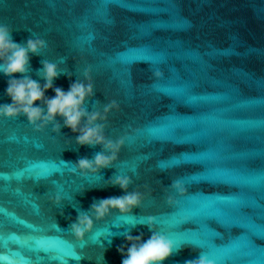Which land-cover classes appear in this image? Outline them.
<instances>
[{
	"label": "water",
	"instance_id": "95a60500",
	"mask_svg": "<svg viewBox=\"0 0 264 264\" xmlns=\"http://www.w3.org/2000/svg\"><path fill=\"white\" fill-rule=\"evenodd\" d=\"M0 23L16 43H48L30 59L41 85L43 60L66 71L54 81L65 91L91 67L86 107L116 100L106 135L128 137L112 168L85 175L76 162L101 146L77 145L67 127L37 132L26 116L0 119V264H122L124 235L148 239L149 215L177 245L165 264L201 252L216 264H264V0H0ZM8 79L0 73V105L12 103ZM115 175L132 177L142 207L96 221L81 244L71 224L125 194L108 186ZM178 179L188 195L171 188Z\"/></svg>",
	"mask_w": 264,
	"mask_h": 264
},
{
	"label": "clouds",
	"instance_id": "9594fccd",
	"mask_svg": "<svg viewBox=\"0 0 264 264\" xmlns=\"http://www.w3.org/2000/svg\"><path fill=\"white\" fill-rule=\"evenodd\" d=\"M12 32L13 29L9 25L0 23V73L9 78L6 93L12 100L11 104L0 105V119H17L26 116L29 124L37 132H43L52 126V131L59 134L62 127H67L78 134L77 145L89 147L99 145L103 149L91 159L80 158L76 162V168L81 173L99 175L102 169L112 168L128 139V137H120L113 140L106 135L109 116L114 110L120 111V104L112 100L103 107L102 111L88 110L86 104L89 98L95 96L91 67L83 71L84 79L72 83L68 91L54 86V81L66 72L57 63L42 61L43 68L38 75L46 81L43 85L32 79L28 75L31 56L41 55L48 48V43L41 38H29L26 44L16 43L13 41ZM16 74H20L21 78H15ZM163 75L164 73L159 70L154 73L156 78H162ZM48 90H53L55 96L47 97L45 93ZM37 101L41 106H36ZM57 117L63 120V124L57 120ZM133 183L129 175H115L108 186L119 187L125 194L100 199L94 202L88 211L79 213L70 227L72 235L83 244L87 235L93 232L96 221L105 220L113 212H118L125 218L134 216L133 209L142 207L145 195L139 190L130 191ZM147 187L145 185V188ZM171 188L180 197L188 195L186 185L179 179L173 181ZM52 203L57 207L63 203L59 193L52 198ZM167 203L176 205L179 201L176 196L169 195ZM141 224L149 228L151 236L145 240L143 233L134 236L128 231L124 235L127 243L118 248L123 257L122 264H165V261L178 250L177 245L169 236L157 230L155 216H147ZM83 258L77 256L78 260ZM3 259L7 261L9 258L5 255ZM187 264H216V262L201 252L199 258L190 260Z\"/></svg>",
	"mask_w": 264,
	"mask_h": 264
}]
</instances>
